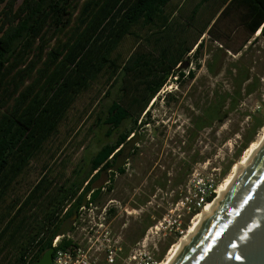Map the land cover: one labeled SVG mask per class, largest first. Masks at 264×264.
Masks as SVG:
<instances>
[{
  "label": "trees",
  "instance_id": "1",
  "mask_svg": "<svg viewBox=\"0 0 264 264\" xmlns=\"http://www.w3.org/2000/svg\"><path fill=\"white\" fill-rule=\"evenodd\" d=\"M169 1L0 0V257L11 256L5 264L34 263L57 237L61 240L54 251H72L75 245L65 236L79 211L96 204L102 190H111L108 184L123 174L120 162L137 150V129L149 124L137 125L128 107L112 102L95 126L107 128L106 138L115 137L89 159L86 173L81 176L79 169L73 170L67 178L54 177L58 186L52 191V181L39 182L26 196H18L15 191L22 177L83 93L100 79L109 85L130 74L143 85L130 104L142 102L137 116L147 113L168 79L180 83L192 78V73H183L185 57L194 51L197 58L210 23L231 6L244 9L249 35L259 31L264 38V0H218L210 20L200 28L196 17L209 0L197 2L186 22L180 19L182 6L175 15L165 11ZM128 36L148 50L124 61L117 50ZM247 80L239 73L232 95L221 98L233 101L231 109ZM219 112L217 106L208 115L201 113L194 126L210 127L209 120H218ZM128 120L131 128L121 131ZM38 201L43 204L37 205ZM36 208V214L18 220L23 211Z\"/></svg>",
  "mask_w": 264,
  "mask_h": 264
},
{
  "label": "rangeland",
  "instance_id": "2",
  "mask_svg": "<svg viewBox=\"0 0 264 264\" xmlns=\"http://www.w3.org/2000/svg\"><path fill=\"white\" fill-rule=\"evenodd\" d=\"M199 1L170 0L165 11L174 13L182 6L180 19L186 22ZM217 1L204 4L196 17L198 28L217 9ZM226 11L221 17L220 13L216 15L201 37L202 48L197 58L193 57L194 51L185 57L187 68L183 73H192V78L180 83L174 77L168 79L147 113L139 116L142 102L131 106L130 101L143 89L140 79L128 74L109 85L98 80L78 98L57 133L22 177L15 194L23 198L36 183L52 181L49 187L52 191L58 186L55 178H67L76 169L84 175L89 159L115 137L106 138L107 128L95 126L97 117L114 101L128 107L137 125L140 121L149 122L136 131L137 150L128 160L120 162L123 174L114 176L108 184L111 190H102L96 204L79 211L75 226L65 236L74 243L79 259L85 264H109V251L115 264H125L132 254H136L138 261L142 251L155 264L163 262L193 227L194 217L216 196L213 193L211 200L196 213L188 212L181 202L190 194L189 183L194 175L204 183L211 179L216 192L232 176L234 165L242 163L251 144L261 137L264 38L256 33L249 35L243 8L231 6ZM147 50L135 37L128 36L117 53L126 61L133 53ZM239 73L248 80L242 84L238 103L231 109L233 101L226 98L224 102L221 98L224 94L232 95ZM217 106L218 120H209L210 127L194 126L201 113L208 115ZM131 121H126L121 131L129 130ZM243 147L246 148L241 151ZM40 203L43 204L38 201L37 205ZM37 210L23 211L18 220L36 214ZM16 225L15 222L13 227ZM60 240L57 237L56 245ZM3 257L5 264L11 256L3 254L0 263Z\"/></svg>",
  "mask_w": 264,
  "mask_h": 264
},
{
  "label": "water",
  "instance_id": "3",
  "mask_svg": "<svg viewBox=\"0 0 264 264\" xmlns=\"http://www.w3.org/2000/svg\"><path fill=\"white\" fill-rule=\"evenodd\" d=\"M248 196L252 198L243 204ZM245 234L249 239L241 242L238 237ZM232 242L237 248L230 247ZM53 253L51 247L31 264H50ZM235 255H241V260ZM172 264H264V147Z\"/></svg>",
  "mask_w": 264,
  "mask_h": 264
},
{
  "label": "built area",
  "instance_id": "4",
  "mask_svg": "<svg viewBox=\"0 0 264 264\" xmlns=\"http://www.w3.org/2000/svg\"><path fill=\"white\" fill-rule=\"evenodd\" d=\"M193 178L194 179H192L189 183L190 187H192L190 189V194L184 198V201L181 202L182 205L186 206L187 211L190 213L201 210L208 202L207 199L213 193H215L214 184L211 179L207 183H204L202 179L198 178L196 175H194ZM56 240L57 238L52 245V247L54 248L56 246ZM67 251H54L50 264H85L82 259H79V255L76 253L75 248L72 251ZM108 253V263L115 264L114 258L112 257V252L109 251ZM140 253H142L140 256V260L136 261V254H132L128 257V261L125 264H155V262L145 251L139 252V254Z\"/></svg>",
  "mask_w": 264,
  "mask_h": 264
},
{
  "label": "bare ground",
  "instance_id": "5",
  "mask_svg": "<svg viewBox=\"0 0 264 264\" xmlns=\"http://www.w3.org/2000/svg\"><path fill=\"white\" fill-rule=\"evenodd\" d=\"M258 34L259 31H257L256 35ZM263 147H264V128L262 129V135L258 139V141L252 143L251 146L247 149L246 152L247 156L244 158L242 163H240L238 166L234 165L231 174L232 176H230L225 181V183L216 190L215 192L216 196L213 202L207 203L203 211L194 217L193 227L181 239V241L170 250L166 259L159 264H172V262L175 260V258L178 256V254L181 252V250L184 248L187 242L191 239V237L194 235L197 229L201 226V224L204 222L207 216L211 213L214 207L218 204V202L229 190V188L234 184V182L239 178V176L244 172V170L248 167V165L254 160V158L258 155V153H260Z\"/></svg>",
  "mask_w": 264,
  "mask_h": 264
},
{
  "label": "snow or ice",
  "instance_id": "6",
  "mask_svg": "<svg viewBox=\"0 0 264 264\" xmlns=\"http://www.w3.org/2000/svg\"><path fill=\"white\" fill-rule=\"evenodd\" d=\"M251 198H252L251 196H248V197L243 201V204H247V203H248V200H250ZM243 204L241 205V207H243ZM248 231L250 232V231H252V229H248ZM238 239H239L241 242H243V241H245V240H247V239H249V238H248V236L245 234L244 236H239ZM230 247H232L233 249H235V248H237V244H236L235 242H232V243L230 244ZM233 258L236 259V260H241V255H235Z\"/></svg>",
  "mask_w": 264,
  "mask_h": 264
},
{
  "label": "flooded vegetation",
  "instance_id": "7",
  "mask_svg": "<svg viewBox=\"0 0 264 264\" xmlns=\"http://www.w3.org/2000/svg\"><path fill=\"white\" fill-rule=\"evenodd\" d=\"M75 226V223L73 224V227Z\"/></svg>",
  "mask_w": 264,
  "mask_h": 264
}]
</instances>
